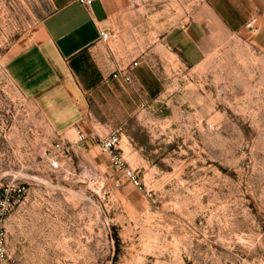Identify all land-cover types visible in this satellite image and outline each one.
Segmentation results:
<instances>
[{
  "label": "rangeland",
  "instance_id": "1",
  "mask_svg": "<svg viewBox=\"0 0 264 264\" xmlns=\"http://www.w3.org/2000/svg\"><path fill=\"white\" fill-rule=\"evenodd\" d=\"M48 11L46 0H0V187L26 189L0 264H264V46L254 33H224L195 66L183 55L155 66L160 84L134 91L131 116L116 99H87L88 120L60 133L4 65ZM120 126L143 191L99 147Z\"/></svg>",
  "mask_w": 264,
  "mask_h": 264
},
{
  "label": "crops",
  "instance_id": "2",
  "mask_svg": "<svg viewBox=\"0 0 264 264\" xmlns=\"http://www.w3.org/2000/svg\"><path fill=\"white\" fill-rule=\"evenodd\" d=\"M46 2L48 14L11 45L4 65L60 133L88 120L79 109L87 99L98 106L116 99L133 115L134 91L160 84L155 66L170 67L165 60L181 55L195 66L224 33L248 30L264 46V0H203L201 8L197 0H94L89 7L77 0ZM102 31L110 34L107 41ZM142 52L145 60L130 83L113 77Z\"/></svg>",
  "mask_w": 264,
  "mask_h": 264
},
{
  "label": "built area",
  "instance_id": "3",
  "mask_svg": "<svg viewBox=\"0 0 264 264\" xmlns=\"http://www.w3.org/2000/svg\"><path fill=\"white\" fill-rule=\"evenodd\" d=\"M84 6H91L94 0H77ZM101 39L107 41L110 34L107 31H102ZM138 62L135 61L132 66L126 67L113 75L114 78H122L126 83L132 81V72ZM124 128L117 127L106 138H99V147L101 151L108 157L111 165L115 170L122 175L130 184L139 190L143 191L142 184L135 170L128 166L121 149ZM87 137L81 132H78V142L84 143ZM59 148V146H57ZM25 186L22 184H11L10 186L0 187V263L8 261L7 253V236L5 230V222L11 211L20 202V199L25 194Z\"/></svg>",
  "mask_w": 264,
  "mask_h": 264
}]
</instances>
